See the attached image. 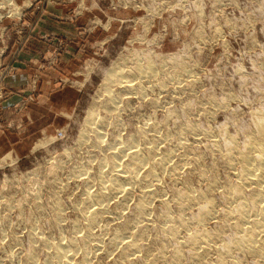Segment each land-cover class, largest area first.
Returning a JSON list of instances; mask_svg holds the SVG:
<instances>
[{"label": "rangeland", "instance_id": "rangeland-1", "mask_svg": "<svg viewBox=\"0 0 264 264\" xmlns=\"http://www.w3.org/2000/svg\"><path fill=\"white\" fill-rule=\"evenodd\" d=\"M258 114L264 0H0V264H264L231 245L225 216ZM139 136L168 154L156 178L91 200L111 152ZM166 215L187 222L176 237ZM194 233L215 237L200 261L180 245ZM57 243L73 245L59 262Z\"/></svg>", "mask_w": 264, "mask_h": 264}, {"label": "bare ground", "instance_id": "bare-ground-1", "mask_svg": "<svg viewBox=\"0 0 264 264\" xmlns=\"http://www.w3.org/2000/svg\"><path fill=\"white\" fill-rule=\"evenodd\" d=\"M144 56H145V54H144ZM139 61H141V59ZM139 61H138V63H139ZM146 69H148V68H146ZM137 71H138V76L141 78H144L148 73H149V76L153 75L152 74L153 71L147 72L144 69H140V67L137 68ZM117 74L118 73L113 74V76H114L113 78H115L116 76L119 75V74L118 75ZM107 79H109V78H107ZM115 80H117V79H115ZM118 80H119V78H118ZM118 80H117V82H118ZM124 84H125L126 90H134L135 89L132 87V81L131 80H126L124 82ZM105 89H106V87H105ZM107 89H106V92H108ZM113 102H114L113 100L108 101L107 106L110 107ZM88 123H89V121H88ZM85 124H87V123H85ZM89 125L91 127L92 124L90 123ZM92 126L94 127V125H92ZM254 128H255V131H254L251 139H250V137L248 138L249 143H248V146L246 145L247 151L244 148V151H241L240 155L238 156V162L241 164V170H240L238 177H237L238 182L236 185V189L234 191H230V192L227 191V193H225V195L230 196L228 198V202L230 203V205L228 208L226 207L227 210L225 211L226 212L225 216H226L227 222L230 225V227L232 226L237 232V235L235 234L236 236L234 238L232 237L233 239H229V240H232L231 245L234 244L235 248L242 250V251H245V252H247L253 256H256L257 258H260L262 263H264V115L258 114L255 116ZM93 129H94V132L96 133L95 135L98 137H101L100 127L99 126L94 127ZM190 130H194V128L192 127V129H190ZM234 139H235V137H234ZM134 140L138 141L139 143H136V145H134L132 143H129L130 141L129 142L126 141L125 143H119L120 147L118 145H116V146H118V149L120 148L121 152L117 153V150L116 151L113 150L111 152L109 160L106 162L111 167V170H110L111 174H110V176L109 175L100 176L101 177L100 180H102V181H104V179L106 178V180L103 183L102 191H100L96 195H93L91 197V200L102 199L104 197L112 195L114 192L115 193L116 192H121V193L123 192L124 193V191L126 192V189H128L130 187V186L129 187L125 186V184H127V185H138L141 182L145 181L146 177L149 179L156 178L155 169L159 168L161 166L163 167L166 164V160L168 159V154H161L160 157H156V155H154V152L157 149L155 140H152V139L149 140L147 138L142 139L140 136H139V138H137V139L135 138ZM246 140H247V138H246ZM226 148H228V147H226ZM229 153L230 152L228 151V156L231 154V153L230 154ZM225 154H227V152H225ZM122 157L127 158L126 166L124 165V163H123V165L121 164L123 161V160L121 161ZM0 162H1V160H0ZM146 165L149 166V169L146 170L145 175L141 174L140 172L143 171V169H144V167H146ZM119 167H121V168H119ZM139 173L141 175H144L143 178L141 177L142 180L138 178L140 176ZM200 174H202V173H200ZM146 180H148V179H146ZM246 185L253 187V191L249 195V197H243V195H241V187H244ZM140 186H142V183ZM143 186H144L143 188H146L145 187L146 184H143ZM187 189H186V192L178 193V198L180 200H182V202L186 201V200H190V198H192V196L189 194ZM150 193H151L150 191H147L145 189L143 190V197H141V199L137 203L138 204L137 209L140 213H142L143 209L148 204L146 197L150 196ZM225 198H227V197H225ZM222 201H224V200H222ZM232 202H234L235 204L231 205ZM201 207L203 208V206H201ZM206 208L209 212L208 205H206ZM181 209H182V207H181ZM183 209L185 210L186 207L183 206ZM249 209H250V211H249ZM200 210H201V208H200ZM207 210L204 212V214H208ZM198 213H200V212H198ZM99 214H100V209L91 211V215L87 219L89 224H92L96 220V217H98ZM202 217H203V215H202ZM165 218L168 221L165 231L168 235H170L172 237H176V235L178 233L177 228H176L177 225H181V227L187 226V222L181 218L177 219L176 221L169 219L168 216ZM197 220H200V218H198ZM124 227H125V225H124ZM230 227H229V229H230ZM126 230H128V229H126ZM124 234H126V233H122L118 237L121 238V236ZM212 237H214V236H212ZM212 237H210V235H208V233L207 234L206 233H203V234L194 233V234L190 235L187 239H185V241L180 242V245L190 246V247L194 248L195 253H194V255L191 256L192 257L191 259H194L196 261H200L201 259H203L202 257L204 256V254L206 252L210 253V250L213 248L211 245ZM214 239H215V237H214ZM129 240L131 241V239H129ZM45 244H47V243H45ZM225 244H227V243L225 242ZM228 244H229V241H228ZM129 245L133 246L135 244H133V242H130ZM227 245H224V246L226 247ZM72 247H73L72 243H69L66 245H63L62 243H57L56 245H53V256H55V259L58 260V262H59L60 260L65 259L67 257V252H68L69 248H72ZM134 247L135 246H133V249H134ZM216 247H217V252H219L218 247H220V246L217 245ZM221 247H223V246H221ZM228 247H230V244ZM126 248H127V246H126ZM213 249H216V248H213ZM220 249L223 250V248H220ZM224 249H226V248H224ZM226 251H228V250H226ZM196 252H198V253H196ZM177 256H178V251H175V258H177ZM152 258L153 259L155 258L158 260V257H152ZM235 259H237L239 262V259L237 257ZM87 260H88V258H87V255L85 254V257L83 258V260L81 262L74 263V264H87L86 263ZM215 264H224V263L218 257ZM234 264H238V263H234Z\"/></svg>", "mask_w": 264, "mask_h": 264}, {"label": "crops", "instance_id": "crops-1", "mask_svg": "<svg viewBox=\"0 0 264 264\" xmlns=\"http://www.w3.org/2000/svg\"><path fill=\"white\" fill-rule=\"evenodd\" d=\"M23 10H24V13H22V15L25 17V16H27V14L28 13H30L32 10L31 9H29L28 7H24L23 8ZM44 12V11H43ZM44 14H45V12H44ZM22 16V17H23ZM45 16V15H44ZM42 17V19L41 20H39V22L37 23V25L38 26H40V25H42L43 26V24L45 23V21L47 20L45 17ZM41 27V26H40ZM34 29H35V31H36V27H34ZM4 32V31H3ZM39 32V31H38ZM39 34H43V36H42V38L43 37H45V38H48L49 37V35H48V33H43L42 31H40L39 32Z\"/></svg>", "mask_w": 264, "mask_h": 264}, {"label": "built area", "instance_id": "built-area-1", "mask_svg": "<svg viewBox=\"0 0 264 264\" xmlns=\"http://www.w3.org/2000/svg\"><path fill=\"white\" fill-rule=\"evenodd\" d=\"M31 6H32V5H29L28 8H30ZM22 13H24V10H22ZM22 13H21V14H22ZM4 17H7V18H13L12 15H7V16H4ZM16 19H18V18H16ZM18 20H20V19H18Z\"/></svg>", "mask_w": 264, "mask_h": 264}]
</instances>
